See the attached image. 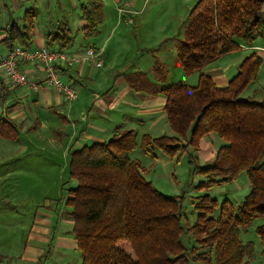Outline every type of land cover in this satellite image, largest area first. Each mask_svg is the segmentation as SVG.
<instances>
[{
    "label": "trees",
    "instance_id": "16d2710c",
    "mask_svg": "<svg viewBox=\"0 0 264 264\" xmlns=\"http://www.w3.org/2000/svg\"><path fill=\"white\" fill-rule=\"evenodd\" d=\"M104 0H84L81 7L87 38L101 32ZM264 0H199L185 24L177 49L186 75L199 74L195 86L186 83L159 88L142 73L126 76L131 89L166 96L165 112L175 136L139 137L137 131L118 128L104 143H94L70 154V175L77 186L65 200L74 222L82 264H250L252 243H243L258 218H264V96L244 98L264 65L253 52L238 66L237 75L224 88L204 73L220 57L264 39ZM34 15L30 13V18ZM30 24V22H29ZM74 37L68 23L47 37L48 47L66 50ZM6 44H31V27L13 24ZM18 126L0 116V138L16 140ZM222 140L215 159L202 165L199 148L205 136ZM140 148L147 156L160 153L170 160L188 155L191 177H206L197 190L207 191L236 182L242 174L249 194L239 205H219L210 195L197 197L191 223L184 199L166 197L144 176L141 162L132 159ZM264 248V226L257 230ZM195 245L187 248L182 238ZM126 244L130 253L120 247ZM264 253V252H263Z\"/></svg>",
    "mask_w": 264,
    "mask_h": 264
},
{
    "label": "crops",
    "instance_id": "0c3cea01",
    "mask_svg": "<svg viewBox=\"0 0 264 264\" xmlns=\"http://www.w3.org/2000/svg\"><path fill=\"white\" fill-rule=\"evenodd\" d=\"M111 1L114 7L111 6ZM147 1L104 0L103 25H106L115 12L119 15V21L135 13H142L143 3ZM83 3L84 0H0V58L11 52L5 41L7 31L13 24L20 28L31 27L30 50L48 47V35L57 31L61 24L68 23L74 37L73 43L66 49L71 56L84 58L89 46L104 53L103 48L93 45L90 42L91 38L85 36L83 30L86 23L81 14ZM124 4L128 5L130 13L124 14L123 17L119 8ZM107 8L110 9L109 13L106 11ZM30 13L34 15L33 19L30 18ZM130 19L128 22L132 23ZM259 49L264 50L262 38H258L252 46L242 43L239 50L222 56L208 65L204 73L209 75L218 87H227L237 75L238 66L253 52L259 53L264 59V51ZM104 67V59L101 68H97L86 59L72 67L62 66L64 82L79 89V96L75 101L66 100L55 88L46 85L43 80L44 70L39 67H24L31 83L37 82V89L31 84L14 87L6 79L0 78V116L11 120L19 129L16 140H7L21 141L23 132L35 131L33 134L38 137L42 132L51 130L48 137L50 144L70 162V154L73 151L108 141L118 128L137 131L139 137L175 136L167 120L164 94L151 95L135 91L128 85L126 74L110 77L106 71H102ZM196 76L195 81L199 79V74ZM112 82L113 85L109 87ZM84 88L87 89V93H84ZM255 94L258 100L264 96V65L258 80L252 83L243 97H253ZM57 116L66 125H58L59 122L52 125L50 121H54ZM222 143L223 141L214 134L205 136L198 152L200 163L201 161L206 164L212 163ZM30 154L33 155L32 152ZM158 154L160 153H156V158L159 157ZM132 159L138 160L143 166L139 158L132 156ZM162 164L167 165L165 161ZM143 167L147 171L146 167ZM70 212L71 210L55 217L52 213L37 211L23 252L16 259L12 257L11 242L7 245L2 244L0 264H82L78 242L73 235L74 222L68 216ZM10 216L9 211L0 214V217ZM3 220L4 218L0 220V224H7L9 230L11 225Z\"/></svg>",
    "mask_w": 264,
    "mask_h": 264
},
{
    "label": "rangeland",
    "instance_id": "374dc122",
    "mask_svg": "<svg viewBox=\"0 0 264 264\" xmlns=\"http://www.w3.org/2000/svg\"><path fill=\"white\" fill-rule=\"evenodd\" d=\"M198 1L148 0L143 3L142 13H135L120 21L115 12L102 26L101 33L90 39L93 45L104 49L105 69L102 71H106L110 77L142 73L159 88L182 82L195 86L198 83V79L195 81L197 73L186 75L179 63L177 49L184 39L189 14ZM111 6L114 7L112 1ZM106 11L109 13L110 9ZM130 18H133L132 23L128 22ZM112 85L113 82L109 87ZM83 91L87 93L86 88ZM59 119L57 116L50 123L66 125ZM33 132H23L21 141L17 142L0 138V214L6 211L11 214L10 218L0 217V220L4 218L3 221L11 225L8 230L7 224H0V246L11 242L12 257L16 259L25 248L37 211L52 213L55 217L70 211L65 203L67 191L77 186L70 175L69 161L49 142L52 131H44L38 137ZM132 156L142 161L147 169L145 178L160 193L166 197L184 199L183 209L191 223L197 218L194 208L197 197L210 195L219 205L226 200L239 205L250 191L248 177L244 173L236 182L199 192L197 186L207 178L191 177L187 154L179 160H170L161 154H158L160 158L150 160L139 148ZM163 161L167 163L166 166H163ZM201 164L206 163L201 161ZM262 226L263 217L256 219L242 235V241L252 243L254 248L250 264H264V248L257 233ZM182 241L187 248L195 245L189 236L183 237ZM120 247L131 254L128 245L122 244Z\"/></svg>",
    "mask_w": 264,
    "mask_h": 264
},
{
    "label": "built area",
    "instance_id": "2783aa9c",
    "mask_svg": "<svg viewBox=\"0 0 264 264\" xmlns=\"http://www.w3.org/2000/svg\"><path fill=\"white\" fill-rule=\"evenodd\" d=\"M122 1L119 0V2ZM127 7L128 5L125 4L121 6L119 8L120 14L130 13ZM130 21L133 22V19H130ZM83 59L93 63L97 68H101L104 54L102 50L93 46L86 49L84 58H79L71 56L66 50L55 47L30 50L21 45H16L10 53L0 58V78L6 79L14 87L31 84L34 89H37V82L31 83L24 67H39L44 70L43 80L46 85L55 88L66 100L75 101L79 96V89L64 82L61 68L63 65L72 67Z\"/></svg>",
    "mask_w": 264,
    "mask_h": 264
}]
</instances>
